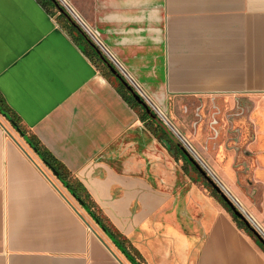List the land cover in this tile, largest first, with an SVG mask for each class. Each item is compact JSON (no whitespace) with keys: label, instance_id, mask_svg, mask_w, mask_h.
Instances as JSON below:
<instances>
[{"label":"crops","instance_id":"0c3cea01","mask_svg":"<svg viewBox=\"0 0 264 264\" xmlns=\"http://www.w3.org/2000/svg\"><path fill=\"white\" fill-rule=\"evenodd\" d=\"M65 1L264 239V201L258 205L261 195L264 200V0ZM58 14L38 0H0V264H131L92 232V219L26 143L28 136L65 166L69 184L86 187L141 264H264L256 239L206 191L194 187L208 220L202 224L199 212L196 228L185 229L181 215L166 208L168 195L140 176L136 160L118 173L101 159L144 124ZM237 99L252 104L254 140L242 148L254 164L253 197L239 186L244 174L233 169L224 124H213ZM161 155L173 164L166 150Z\"/></svg>","mask_w":264,"mask_h":264},{"label":"flooded vegetation","instance_id":"af4514ba","mask_svg":"<svg viewBox=\"0 0 264 264\" xmlns=\"http://www.w3.org/2000/svg\"><path fill=\"white\" fill-rule=\"evenodd\" d=\"M251 110L252 104L247 101L237 99L234 104V108L222 114L225 122H223V124L226 131L225 143L228 147L238 146L239 148H242V146H245L254 140L252 130L253 123L248 121L247 118V113L250 114ZM153 121L154 119L151 118L150 121L147 120L143 122V127L137 133L126 134L123 136V138L120 139L118 143L115 144L108 152H106L101 159H103L107 165L111 166L112 169L118 173L125 171L124 167H126L131 160H136V163L140 165L138 173L145 179L149 186L153 190H159L165 195H168L167 199L164 200L167 202L166 208L171 212L173 211L181 215L180 219L177 221L178 224L182 225L185 229H191L193 227L196 228V220L198 219L197 216L199 212L205 215L202 220V224L206 223L210 212L202 205H196L200 197L194 190V187L201 192L206 191L209 194V197L213 200L217 202L218 200L214 197L210 187L201 175V178L198 180L193 179L189 175L192 170L196 172L197 170L189 163L185 155L175 145V143L169 139L163 129H159L157 124H154ZM213 124H216V120L213 121ZM182 146L186 149L183 144ZM161 149L168 152L169 157L173 160V164L170 162L168 163L163 158L161 155ZM241 162L243 161L240 160L239 163ZM240 172L242 173V171ZM241 176L242 177L239 180L240 188L244 192L246 191L248 196L253 197L255 193L254 190L250 189L247 178L245 177L246 175L244 174ZM66 187L67 189L73 191L71 194L75 195L74 198L76 199V202H78V200L82 201L80 198H77L76 194L81 196L86 193L85 195L87 197L83 195V206L88 207L89 210L93 212L105 226L107 234H109L112 238L111 240L107 234L104 233L107 240L115 248L116 246L113 241H117L126 250L133 252L135 254L134 256L136 261L141 264L140 254H136L130 240L102 211L100 205L92 198L86 187L77 181L73 184H69L67 181ZM199 188H201V190ZM83 206L81 207L83 208ZM159 217L165 218L164 216ZM94 222L97 223L96 225L98 226V222Z\"/></svg>","mask_w":264,"mask_h":264},{"label":"trees","instance_id":"16d2710c","mask_svg":"<svg viewBox=\"0 0 264 264\" xmlns=\"http://www.w3.org/2000/svg\"><path fill=\"white\" fill-rule=\"evenodd\" d=\"M41 5L48 9V10H53L55 13H57V11L55 10V6L52 4V2H50V0H38ZM58 17L61 18V24L62 26L65 28V30H67L75 39H77L78 41H81L85 44V50H88L87 52H89V55L93 58L95 64L100 68L101 73L103 74V76L105 78H108L110 80H112V78H114L111 73L109 72V70L107 69V67L103 64V62L99 59L98 55L96 54L95 50L92 49L89 44H88V39L87 37L84 35V33L78 28H74L71 23L61 14H58ZM117 83L113 85V87L115 88V90L118 92V94L121 96V98L124 100V102L132 109L135 111V113L137 114L138 118L142 121L145 122L147 120H151V117L145 112V110L132 98V96L128 93V91L125 89V87H123L118 80H116ZM2 111V110H1ZM7 115V114H6ZM7 117V116H6ZM7 119H10L11 121H13L16 126L18 127V129H20V131L22 133H24V131L21 129V127L18 125V122L15 121L14 119H12L11 116H8ZM154 124H157V127L159 129H162L160 126V121L158 120V118L156 117L154 119ZM158 122V123H157ZM160 123V124H159ZM26 143L31 147V149H33L35 151V153L38 155V157L47 163V167L48 168H52L54 169V171H56L58 173V179L62 182V184L66 187L67 185V176L70 174L68 172V170L65 168V166L59 162L50 152H48L43 146L42 144L35 138L32 136H28L25 137ZM209 186V185H208ZM210 187V186H209ZM212 194L214 195V197L218 200V202L223 206V208L230 214V216L232 217V220L236 223V225L240 228H242L246 233H248L249 235H251L253 238L254 236L252 235V233L249 232V230L244 226V224L238 219L236 218L231 210L228 208V206L226 205V203L222 200V198L210 187ZM68 191L71 193L73 191L69 190ZM86 194V193H85ZM85 194H83L85 197H87ZM83 195L79 196L78 194H76L77 198H80L82 201H84V197ZM83 209L88 213V215L96 222H98V226L104 231L105 234H107V230L105 228V226L101 223V221L95 216V214L93 212H91L89 210L88 207L83 206ZM107 236L112 240L111 236L109 234H107ZM257 241V240H256ZM258 242V241H257ZM114 245L116 246V248L125 256V258L131 263V264H140L139 262L136 261L135 259V254L133 252H129L128 250H126L124 247H122L117 241H113ZM258 244L263 248L264 250V246H262L259 242ZM133 251V250H132Z\"/></svg>","mask_w":264,"mask_h":264},{"label":"water","instance_id":"95a60500","mask_svg":"<svg viewBox=\"0 0 264 264\" xmlns=\"http://www.w3.org/2000/svg\"><path fill=\"white\" fill-rule=\"evenodd\" d=\"M52 4L55 6L56 10L64 16L71 25L78 29L77 24L71 19V17L64 11L62 7H60L59 3L56 0H50ZM89 46L95 50L96 54L98 55L99 59L103 62V64L107 67L111 75L116 78V80L119 81V83L125 87V89L128 91V93L132 96V98L145 110V112L152 118L155 119L156 115L151 111V109L147 106V104L140 98L139 95H137L134 90L131 88V86L128 85V83L124 80V78L118 73V71L105 59V57L96 49V47L88 41ZM158 123V122H157ZM161 123V122H160ZM159 123V124H160ZM10 124L13 126V128L16 130V132L23 137V133L18 129L16 124L10 120ZM163 131L168 135L169 139L175 143V145L182 151V153L185 155L189 163L197 170V172L202 176V178L207 182V184L222 198V200L226 203L228 208L231 210L232 214L238 218L244 226L249 230L250 233L254 236V238L262 245L264 246V239L262 238L261 234L258 232L256 227L252 224V222L245 216V214L242 212V210L232 201L228 196L223 192V190L220 188L218 183L199 165V163L195 160V158L182 146L180 141L176 139L169 130H167L164 126V124H160ZM228 150H233L235 153L234 159H233V169L236 172V175L238 176L240 171L248 177V185L250 187H253L254 184L250 183V172L254 168L253 162L249 165L247 161L244 159V157L248 156L249 153L246 152L243 148L231 147ZM243 158V162H240V158ZM44 165L47 166V163L42 161ZM49 170L52 172V174L58 178V173L54 171V169L49 168ZM252 185V186H251ZM262 191V186H260V192ZM255 193V191H254ZM75 197V195H72ZM247 196V194H246ZM258 205L261 204L263 200V196L261 195L258 200ZM79 204L83 206V202L79 201ZM97 224V223H96ZM92 230V229H91ZM93 231V230H92Z\"/></svg>","mask_w":264,"mask_h":264},{"label":"built area","instance_id":"2783aa9c","mask_svg":"<svg viewBox=\"0 0 264 264\" xmlns=\"http://www.w3.org/2000/svg\"><path fill=\"white\" fill-rule=\"evenodd\" d=\"M56 1L59 3L60 7H62L64 9V11L71 17V19L77 24L78 28L84 33V35L87 37V39L96 47V49L105 57V59L118 71V73L124 78V80L128 83V85L131 86V88L134 90V92L137 95H139L140 98L147 104V106L151 109V111L154 113V115H156L158 120L161 123H163L165 126H167V127L170 126V123L167 119V116L159 108H157L155 105H153L145 95L141 94V92H138L136 90V88L132 84H130V82L124 77V75L115 67V65L111 63V61L108 59L106 54L103 52L104 50L102 47V43L100 41L99 33L95 29H93L92 27L85 24L84 21L70 7V5L68 4L67 1H65V0H56ZM242 212L244 213L243 210H242Z\"/></svg>","mask_w":264,"mask_h":264},{"label":"rangeland","instance_id":"374dc122","mask_svg":"<svg viewBox=\"0 0 264 264\" xmlns=\"http://www.w3.org/2000/svg\"><path fill=\"white\" fill-rule=\"evenodd\" d=\"M112 81H113V83H117V81H116V78H112ZM167 115V114H166ZM217 121V124H218V126L219 125H222L223 124V122H224V117H223V115L218 119V120H216ZM163 124V123H162ZM165 126V125H164ZM165 128L167 129V130H169V127H167V126H165ZM170 131V130H169ZM13 134H14V132H13ZM18 135V133L16 134V136ZM189 175L193 178V179H196V180H198L199 178H201V176H200V174L198 173V172H196V171H191L190 173H189ZM222 189V188H221ZM227 196H228V198H230V200H234V199H232L233 198V196H232V198L229 196V194L226 192V191H223ZM113 197L115 198H117V199H119L120 198V191H115V193H114V195H113ZM234 202L239 206V204L234 200ZM78 203V202H77ZM78 205H80L79 203H78ZM240 207V206H239ZM136 206L134 205V206H132V211L131 212H135L136 211ZM241 208V207H240ZM112 209L114 210V208H113V206H112ZM242 210L244 209L245 210V208H241ZM127 220V219H126ZM93 221V220H92ZM123 221H125V219L123 220ZM90 225H91V227H92V230H94V231H92L95 235H100L102 238H104L105 240H107V237H106V235L104 234V232L96 225V223L93 221V222H91L90 221Z\"/></svg>","mask_w":264,"mask_h":264},{"label":"bare ground","instance_id":"6f19581e","mask_svg":"<svg viewBox=\"0 0 264 264\" xmlns=\"http://www.w3.org/2000/svg\"><path fill=\"white\" fill-rule=\"evenodd\" d=\"M220 186V185H219ZM220 188H222L221 186H220ZM222 190L224 191V189L222 188Z\"/></svg>","mask_w":264,"mask_h":264}]
</instances>
